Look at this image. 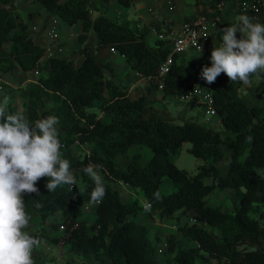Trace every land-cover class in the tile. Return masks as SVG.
Masks as SVG:
<instances>
[{"label":"trees","instance_id":"16d2710c","mask_svg":"<svg viewBox=\"0 0 264 264\" xmlns=\"http://www.w3.org/2000/svg\"><path fill=\"white\" fill-rule=\"evenodd\" d=\"M17 1L0 0V72L7 75L38 72L40 77L28 89H19V96L28 102L26 112L18 111L15 100L1 106L6 114H20L32 123L55 116L59 121L62 155L70 161L71 170L84 184L83 188L78 185L58 187L50 193L46 188L47 178H41L36 184L38 193L23 194L25 211L31 217L27 231L37 216L47 220L61 213V222L53 224L56 228L65 227L61 236L31 235L39 241L64 243L72 252L93 256L102 264H161L157 253L162 240L160 237L151 240L146 226L127 219L137 216L139 208L124 202L112 185L122 183L144 192L152 217L169 220L179 211L193 212L195 223L180 228L196 246L179 249L176 239L168 237V250L176 254L173 264H197L198 259L209 262L217 259L228 264H264V105L250 104L239 95L238 87L233 85L235 82L221 73L208 87L213 93L214 108L226 130L225 135L197 122L178 124L166 119L148 102L149 95L160 90L158 82L152 81L144 94L131 99L127 90L107 76L112 69L97 56V50L114 48L126 57L132 70L157 78L170 54L166 43L157 41L151 45L147 40L148 29H133L129 23L113 21L105 13L94 17L93 12L100 10L95 0H30L40 3L49 15L58 17L64 24L82 26L78 35L79 42L85 45L80 51L84 56L82 64L77 65L74 57L47 58L45 47L32 36L29 24L15 13ZM235 1L204 2L200 13L187 20L199 15L220 18L218 38H221L224 28L238 22L227 20L218 5ZM101 3L130 7L133 0H101ZM245 15L264 24V13L260 15L261 21L255 19L254 12ZM92 33L99 39L97 45L90 39ZM214 40L204 45L202 56L206 63L200 64L201 71L211 66L209 58L219 43ZM180 58L176 56L170 74L164 78L162 92L166 97L178 98L194 80L201 79V72L195 70L198 64L186 65ZM6 95L8 93L0 89V98ZM98 102L104 112L112 115L110 120H102L96 112L90 111ZM190 105L195 107L196 101ZM186 143L191 144L189 151L193 156L205 161L196 175L179 168L171 159V155L178 154ZM75 144H88L94 147L93 152L83 158L76 156L72 151ZM134 145L149 147L153 156L144 164L143 155L135 153L130 156L128 168L123 169L117 159L128 154ZM226 147L231 154L227 175H223L218 164L226 155ZM89 164L101 166L106 187V196L98 204L91 226L80 221L94 187L91 178L83 173V168ZM165 178L177 188L169 195L160 192ZM217 189L235 191L239 204L233 214L207 204L206 198ZM205 224L220 230V237L213 236ZM34 264L41 263L34 260Z\"/></svg>","mask_w":264,"mask_h":264},{"label":"rangeland","instance_id":"374dc122","mask_svg":"<svg viewBox=\"0 0 264 264\" xmlns=\"http://www.w3.org/2000/svg\"><path fill=\"white\" fill-rule=\"evenodd\" d=\"M159 1L161 0H138V2L143 3L147 6L152 4V7H148L152 11L150 12L151 14L160 16L159 13L161 11L163 15L162 17L166 18L167 20L173 19L175 20L177 26H182L187 16H191V15L193 16L195 14H198L203 6L202 3L204 2L207 3L210 0H162L163 3L161 9L158 8V5L160 3ZM100 4L101 5L98 7L100 10L93 12L94 17H98V15L101 14V12L105 13V15L113 21L116 20H114V18L111 17V15L116 17L117 15L116 13L122 14L123 12L124 16L127 15L129 20L138 19L140 16V13L136 11V7L134 5L130 7H126L120 3H112L109 4L108 6V4L102 5L101 0H100ZM235 6L232 5V7H235L234 10L233 9L228 10L226 6V9L223 11V13H225L224 15L227 19L230 18L236 22H239V17L241 15L239 16V13L237 11V3H235ZM149 11L150 10L148 9V13ZM145 12L147 13V11ZM236 12L238 14H236ZM15 13L18 14L26 23L29 24L32 36L36 39L37 42H39L43 47H45V49H47L50 45V41L46 34L45 25L47 24L48 21H50L51 15H49L46 9L40 3H33L29 0H19L15 2ZM117 19H118L117 20L118 23L121 24L129 23L132 26L130 22H125L124 20H122L123 18L122 19L117 18ZM34 27H37V29L34 30ZM60 27L62 28V26ZM78 27H80V24ZM78 27H75L71 34L73 33H75L76 35L79 34ZM64 30L66 29L64 28ZM67 31L68 29L66 30V32ZM68 33L70 32L68 31ZM152 38L154 37L151 36L150 40ZM90 39L91 41H93L94 45H97L99 42V39L96 36V34L92 33ZM78 41L79 39L77 40L76 37H71V36H69L68 39L66 37L64 41L62 40L61 43L64 47V53L61 54V56L74 57L75 61L77 62V57H78L77 55L82 56L80 51L85 47V45H82ZM152 41H154V39H152ZM75 47L77 48L79 47V48L72 55L73 52L71 50H73ZM97 56L103 57L105 56V53H102L101 50H97ZM82 58H84V56H82ZM188 58L191 59L190 57ZM78 63H80V61ZM116 65L121 73L128 71L123 62L118 60L116 61ZM258 75H256V78L254 80H252L253 78L251 76V83L248 85H253L254 90H256V92L261 93V97L264 98V95L262 94L263 85H264V74L260 75L259 77ZM136 76L138 79L133 76L130 77V79L132 80V82H134V84L138 83V85H142V83L143 84L145 83L144 85H146V87L149 85L146 83V81L140 79V76L138 75ZM39 77L40 75L37 73L23 74L20 72H15L7 75V74H2L0 72V85H1L0 89L8 93V95L0 98V106L6 104L10 100H15V106L18 108V111L20 113L26 112L28 107V102L25 98H21L19 96L20 95L19 89L22 88L28 89L34 82L38 81ZM233 85H237V82H235ZM161 94L159 96H161ZM165 97L166 96H164V98ZM165 106L167 107V109H164V106H162V104L160 105L161 111L165 114L163 115L162 113H160V115H162L166 119L174 121L178 124H184L185 122H197L207 127H213L218 132H221L223 135L226 134V130L224 126L222 124L221 125L216 124L217 120H215L213 123L206 122L207 116L203 110V107L201 106H195V107L191 106L188 103L179 101L177 97H172V96L166 99ZM90 111H95L100 116V114L104 110L102 109V104L98 102L95 105V107L92 108ZM105 119L108 120V117L104 116L102 118V120ZM190 148H191V144L186 143L178 154L171 155V159L179 168L185 169L186 171L189 172L190 175H196L198 173V167L204 164L205 161L203 159H199L193 156L189 151ZM93 149L94 147L89 146L88 144L85 145L75 144L72 147V151L74 152V154L82 158L90 155L93 152ZM225 151H226V155L223 161L220 164H218V167L220 168L223 175H227L229 169V163H230V154H231L229 148L226 147ZM135 153H141L143 155L144 164L148 163L153 156V153L149 147L134 145L130 148L128 154L118 157L117 163L123 169H127L130 156ZM73 173L76 175L77 178L76 185H78L80 188H83L84 184L82 180L79 178L76 172ZM112 185L115 189H117L120 192L121 198L124 202L133 203L139 208V214L137 216H128L127 219H135L137 223H139L140 225L146 226L149 229V238L151 240H155L156 237L161 238L162 240L161 246L159 247V251L157 253V260L159 261V263L173 264V260L176 254L171 253L168 250L167 239L170 236L176 239V241L178 242L179 249H188L190 247L196 246V243L190 240L189 238H187L183 234L180 228L184 225H191L195 223L193 219V215H194L193 212H190L189 214H185L182 211H179L175 214V216L172 219L169 220H162L159 216L152 217L149 210L150 206L148 200L145 197L144 192L142 190L131 189L129 187H126L118 183H113ZM176 190L177 188L175 187L174 183L169 178H165L161 186V190H160L161 194L169 195L175 192ZM206 202L209 206L220 208L223 212L227 214H231V213L233 214L235 212V206L239 204V200L235 197V191L232 189H224V190L217 189L206 198ZM83 208L85 211V215L80 219V221H86L88 225L91 226L94 223L96 217L95 204L93 205L87 203V205H85ZM253 216L258 218V214L256 213H254ZM61 220H62L61 213H57L56 215L49 217L47 220H44L40 216H37L33 222L32 228L28 232L30 234H43V235L46 234L51 237L61 236L65 230L60 229V227L56 228L53 225L56 223H60ZM204 226L211 232L213 236L217 238L220 237L221 235L220 230H218L215 227L208 226L206 224ZM204 255L206 258L209 257V255L207 254ZM33 260L39 261L41 264H67V263L102 264L100 261L95 260L93 256H82L72 252L70 250V247L68 245H65L64 243L53 244L46 239L41 240L40 243L34 248ZM197 264H228V263H226L225 261H219L217 259H212V261L210 262L206 261V259H198Z\"/></svg>","mask_w":264,"mask_h":264},{"label":"clouds","instance_id":"9594fccd","mask_svg":"<svg viewBox=\"0 0 264 264\" xmlns=\"http://www.w3.org/2000/svg\"><path fill=\"white\" fill-rule=\"evenodd\" d=\"M221 41L212 50L211 66L200 73L207 84L224 73L232 82L248 85L252 75L264 73V24L241 15L238 23L223 29ZM58 123L51 115L32 123L20 114H6L0 106V264H34L33 250L40 241L27 231L31 217L23 194L38 193L36 184L45 177L50 193L77 184L70 161L61 152ZM101 170L92 164L83 168L94 183L89 200L93 205L106 196Z\"/></svg>","mask_w":264,"mask_h":264},{"label":"built area","instance_id":"2783aa9c","mask_svg":"<svg viewBox=\"0 0 264 264\" xmlns=\"http://www.w3.org/2000/svg\"><path fill=\"white\" fill-rule=\"evenodd\" d=\"M225 7V2L218 5L220 11H223ZM237 11L241 15L254 12L256 13L255 19L261 21L262 18L260 15L264 13V0H237ZM60 26L61 22L58 17L55 16L50 19L46 26V34L50 41V45L45 52L47 58L61 56V54L64 53V47L61 43L62 36ZM220 27V18H208L207 16L199 15L196 19L185 21L180 29L170 24H165L162 30L154 28L153 32L156 34L158 40L166 43V46L171 50L167 59L161 65L160 73L157 78L143 77L149 82H158L159 89L163 90L165 87L164 78L170 74L176 62V56L182 57L189 51L202 53L204 45L208 41L214 40L215 32L216 36L220 37ZM36 29L37 27H34V30ZM220 42H222L221 38H219V43ZM219 43L215 47H218ZM211 44H213V42H211ZM110 50L112 53H118L114 48H110ZM195 70L201 72V65H196ZM36 73L38 74V72ZM208 85L209 84L203 79L194 80L191 86L187 88L186 92L178 98L181 102L188 104L196 101V106L203 107L207 116V121L210 122L213 117L218 116V113L214 108L213 93ZM60 229L65 230V227L61 226Z\"/></svg>","mask_w":264,"mask_h":264},{"label":"crops","instance_id":"0c3cea01","mask_svg":"<svg viewBox=\"0 0 264 264\" xmlns=\"http://www.w3.org/2000/svg\"><path fill=\"white\" fill-rule=\"evenodd\" d=\"M95 1L97 2V5L99 7L101 5L100 4V0H98V1L95 0ZM159 2L160 3L158 5V8L161 9L163 1L161 0ZM225 3H226V6H227L228 10H231V9L234 10V8L236 7L235 3H237V2L235 1V2H225ZM229 4H232L235 7H232V5H229ZM133 5L136 7V11H138V13H140V16H139L138 19L129 20L128 16L127 15L124 16L123 12H122V14L116 13L117 14L116 17H114L112 15H111V17H113L114 20H116V22H118L117 18H121V19L123 18L122 20H124L125 22H130L132 24L131 27L133 29H135V28H137L139 30H142L144 28L148 29L149 30V34H148L147 40H148V42L151 45H155L157 43V41H159L157 36H156V34L153 32L154 28H156L157 30H162L164 28L165 24H170V25L176 27L177 29L181 28V26H177L175 20H173V19H168L167 20L166 18L162 17L163 15H162L161 11L159 13L160 16H156V15L151 14L150 12H152V11H149V13H148V9L150 10V8H148V7H152V4L147 6V5L143 4V3L138 2V0H133ZM225 9H226V7H225ZM145 11H147V13ZM223 11H222V13H223ZM144 12H145V14H144ZM238 13L236 12V14H238ZM146 14H147V16H146ZM223 14H225V13H223ZM195 15H197V14H195ZM240 15L241 14L239 13V16ZM187 17H192V15L191 16H187ZM187 17H186L185 21H188ZM48 18H49V16H48ZM227 20H229L230 22H236V21H234V20H232L230 18L227 19ZM78 26H79V24H77L75 26H69V25H66V24L63 23L62 24V28H61L62 40L64 41V39L66 37L68 39L69 36L76 37L77 40H78V35L81 33L80 31L82 29L81 25H80V27H78ZM75 27L79 28V30H78L79 34H77V35L75 33L71 34ZM64 28L66 30L68 29V31L70 33H68V31L66 32V30H64ZM151 36L154 37V38H152V39H154V41H152V39L150 40ZM214 39H215L214 42L219 41V38L216 36V32L214 33ZM78 48L75 47L73 50H71L73 52L72 55L74 54L75 51L78 50ZM101 51H102V53H105V56H103V57L98 56V58L105 65H109V67L112 69L111 71L107 72V76L110 79H112V81L116 85H118L121 89L127 90L128 94H129V97L131 99H137V98H139L142 94H144L147 91L148 86L150 84H152V82H149L141 74H139L138 72H135L134 70H132L131 67L129 66V64L127 63V61H126V57L125 56H123V55H121L119 53H112L110 48H105V49H102ZM189 54H191V55H189ZM118 55H120V56H118ZM77 56L78 57H77L76 64L80 65L84 61V58H82V56H80V55H77ZM188 57H190L191 59H189ZM118 60L125 64V67H126V69L128 71H126L124 73H121L119 71V69H118V67L116 65V61H118ZM79 61H80V63H78ZM180 61L185 62L186 65L187 64H192V63H197V64H201L203 62L205 63V60H204V58L202 56V53H198V52H194V51H189L185 56H182L180 58ZM262 74H264V73H262ZM262 74H259L258 77L260 75H262ZM136 75L140 76V79H142L143 81H146V83L149 84V85L146 87V85H144L145 83L144 84L142 83V85H138V83L134 84V82H132L130 77L133 76V77L137 78ZM252 78H253L252 80H254L256 78V75H252ZM250 79H251V77H250ZM235 86L238 87V93H240L239 95H241V96L245 97L246 99H248L250 104H252L254 106H263L264 105V98L261 97V93L256 92V90H254L253 85H245V84L237 81V85H235ZM263 87H264V85H263ZM161 92H162V90H158V91H154L152 94H150L148 102L156 111H158L159 113H162L163 115H165L161 111L160 105L162 104V106H164V109H167V107L165 106V101H166L167 98H170V97H165L164 98L165 95L163 94V92L161 94ZM160 94H161V96H159ZM162 95H163V98H162ZM178 100L181 101L179 98H178ZM93 112H95V111H93ZM104 116L108 117V120H110L111 117H112V115L110 113L103 111L100 114L99 118L102 119ZM108 120H106V121H108ZM215 120H217L216 121L217 125H221L222 124V122H221V120H220V118L218 116L213 117L210 122H208L207 120H206V122L213 123ZM209 128L214 129L213 127H209ZM214 130H216V129H214ZM120 184L123 185L122 183H120ZM97 206H98V204H95V211L97 209ZM95 214H96V212H95ZM133 220H135V219H133Z\"/></svg>","mask_w":264,"mask_h":264}]
</instances>
